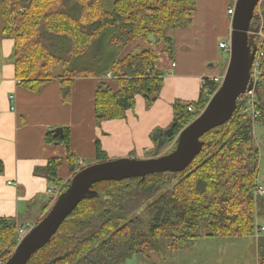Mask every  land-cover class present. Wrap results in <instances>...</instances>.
<instances>
[{"label": "trees", "instance_id": "1", "mask_svg": "<svg viewBox=\"0 0 264 264\" xmlns=\"http://www.w3.org/2000/svg\"><path fill=\"white\" fill-rule=\"evenodd\" d=\"M196 4L197 0H111L106 7L102 0H1L0 13L3 34L14 39L16 73L23 86L38 90L58 78L68 102L75 78L91 73L102 76L94 107L100 125L104 120L125 118L134 109L138 94L147 105L159 98L164 73L155 67L156 49L149 37L153 35V43L164 42L170 50L172 38L167 30L190 26ZM259 4L264 11V0ZM136 41L151 45L123 56L125 48ZM251 42L263 53L257 90L260 114L255 120L243 112L246 101L241 95L232 117L202 136L200 153L184 170L95 183L92 188L98 195L83 199L26 264H120L133 253L157 252L161 239H170L172 251L180 250L198 237L201 219H205L207 236H246L255 228L260 231L262 222L257 219L264 217V195L256 191L261 154L254 145V131L257 124L264 129V41H256L254 33ZM57 69L63 72L58 75ZM109 72L118 90L103 79ZM206 81L210 87L202 86L197 101L173 103V121L166 128L171 132L158 151L156 140L148 155L160 154L177 140L206 106L217 88L216 82ZM189 105L195 109L190 111ZM47 140L65 143L71 175L75 174L80 168L70 149V130L65 129L63 138L49 131ZM108 159L96 139V162ZM60 165V158L53 157L36 172L57 184L62 181ZM4 168L0 158V174ZM17 230L15 219L0 216V261L17 245ZM256 244L263 263L264 234Z\"/></svg>", "mask_w": 264, "mask_h": 264}, {"label": "crops", "instance_id": "2", "mask_svg": "<svg viewBox=\"0 0 264 264\" xmlns=\"http://www.w3.org/2000/svg\"><path fill=\"white\" fill-rule=\"evenodd\" d=\"M235 1L197 0L193 23L167 30L172 38L170 50L164 42L153 43V35L149 37L156 49L155 67L164 73L160 96L147 105L145 97L138 94L134 109L128 110L125 118L103 121L101 127L107 135L101 134L94 112L95 91L102 76L75 78L68 102L64 101L58 78L38 90L23 86L16 73L14 39L3 34L4 19L0 13V158L5 166L0 174V216L15 219L20 227L39 221L51 202L48 189L54 184L36 169L45 168L49 159L62 157L59 178L66 181L70 177L67 146L47 140L48 132L55 127H62L64 132L70 130V149L78 161L88 155L96 157L98 138L109 157L139 152V158H147L156 144L152 131L165 130L173 121V103L197 101L204 78L221 75L215 63L226 52L219 43L226 41L222 36L230 34L227 10ZM148 45L151 44L136 41L122 54ZM103 79L114 90L119 89L116 80ZM132 133L137 137L135 146L130 144Z\"/></svg>", "mask_w": 264, "mask_h": 264}, {"label": "water", "instance_id": "3", "mask_svg": "<svg viewBox=\"0 0 264 264\" xmlns=\"http://www.w3.org/2000/svg\"><path fill=\"white\" fill-rule=\"evenodd\" d=\"M259 2L260 0L235 1L231 21L230 59L223 82L203 110L180 131L174 150L147 158L121 157L82 167L73 174L69 186L61 192L47 214L32 226L17 243L12 255L2 264H26L36 251L50 242L63 221L83 199L98 195L92 188L95 183L145 178L149 174L166 171L179 172L190 165L204 145L202 136L226 123L236 110L238 98L253 87L251 68L257 48L251 39L259 28L253 29L250 24ZM249 31H252L250 36ZM260 82L257 81L256 86ZM51 132L54 137L64 136L62 127H55ZM170 132L171 128L155 131L154 139L159 140L157 151L165 144V138Z\"/></svg>", "mask_w": 264, "mask_h": 264}, {"label": "rangeland", "instance_id": "4", "mask_svg": "<svg viewBox=\"0 0 264 264\" xmlns=\"http://www.w3.org/2000/svg\"><path fill=\"white\" fill-rule=\"evenodd\" d=\"M102 1L104 2L106 7L110 6L111 0H102ZM234 5H235V2L230 3V8H234ZM227 13H228V10H227ZM233 14L231 15L228 13L230 17V21H229L230 24L232 21ZM258 24H260V26H257ZM250 25L253 29L259 28L258 32H255L256 41L263 42L264 41V11H263V6H261V4H259L258 8L256 9V18L253 21L254 26H252V24ZM229 29H230V34L227 36H222L221 39L226 40L227 43H230V50H228L227 48L226 49L223 48L226 52H222L221 60L215 63L216 66L219 65L220 67L219 71H221V75H220L221 77L219 76L221 80L220 82L216 81L217 88L223 82V78L226 73L227 66H228L229 59H230V51H231L230 39H231L232 25L231 27L229 26ZM251 34H252V31H249V36ZM62 72H63L62 69H57L55 73L59 75ZM91 76L95 77L94 73H91ZM107 77H111L110 72L107 74L106 78ZM217 77L218 76H214L212 78H204L202 86L210 87L211 83L208 84L206 79H209V81H213V79L215 80ZM211 96L212 95H210V97ZM192 107L194 110L195 109L194 106ZM102 123L103 122H101L99 125V129H101V134L107 135V133L103 130V127H101ZM103 131L105 133H103ZM155 131L153 130L151 133L152 138H154ZM263 135H264L263 127L257 124L255 126L254 145L260 149V154H261L260 162H259V172H258V177H257V183L259 186L258 190H260L261 185L262 187L264 186V138H263ZM130 144L131 146L137 145V137L134 133H132L130 136ZM176 144H177V140L175 139L173 142L163 147L159 153L166 154V152L169 153L173 151ZM116 149H121V148H116ZM122 150H126V149H122ZM116 153H120V152L116 151ZM127 154L128 152L124 153L123 155L119 157H125V156L126 157H129V156L140 157L139 152H137V154H134V155H131V153H129V155ZM149 156L150 155H148L147 157ZM119 157L110 156L108 160L113 159V158H119ZM83 158H85V160H82V161L77 160V166H79L78 168H82L92 162L93 163L96 162V157L92 155L84 156ZM60 160L62 162L63 160L62 157H60ZM72 176L73 175H70V177L66 181L62 180L60 183L54 184V186L57 185L58 187H61V192H63L69 186ZM44 202L45 201H42V204H44ZM51 206H52V203L50 202L43 216L47 214ZM200 221H201L200 227L196 231V234L198 235V237H196L190 244H187L184 247V249L172 251V248H170V241H168L170 239H161L160 248L157 252H152L150 254L133 253L129 255L120 264H264V262L262 263L258 259L257 246H256L257 245L256 239L259 237V235L264 234L263 231H258V229L255 228V231L253 234L246 235V236H226V237L210 236L208 237L205 234V230H204L205 219H201ZM257 221H260L262 222V224H264V217H261V219L258 218ZM19 228L20 226H18V230ZM24 228L28 229L29 231L31 227L29 224H26L24 225ZM19 241L20 239L18 238L17 243ZM15 248L16 246L10 249V252L6 254L7 257L5 256V258H3L5 259V261L8 259V257L12 255ZM2 261H0V264L5 262V261L3 262Z\"/></svg>", "mask_w": 264, "mask_h": 264}, {"label": "built area", "instance_id": "5", "mask_svg": "<svg viewBox=\"0 0 264 264\" xmlns=\"http://www.w3.org/2000/svg\"><path fill=\"white\" fill-rule=\"evenodd\" d=\"M234 10H235V7L229 8L228 13L232 15L234 13ZM219 45L221 48H225V49L227 48L228 50H230V43H227V41L220 42ZM262 54L263 53L261 51H256L255 59H254V62H253L252 68H251V77L253 78L254 84L250 90H247L243 94L245 96V101H246L243 112L246 113L248 116H250L254 120L260 114V112L258 110V103H257L258 86H256V82L261 79L260 77H261L262 72L260 71L259 67H260V58H261ZM173 65H175V63ZM220 77H217L215 80L213 79V81L220 82V80H221ZM13 98H14V96L11 95V100ZM189 110L193 111V107L191 105H189ZM254 135H255V131H254ZM48 194L51 197V203L53 205L55 203L56 199L61 194V187H58L57 185L50 187L48 189ZM258 194L264 195V188L263 187H260V190H258ZM33 225L30 224V227L32 228ZM260 231L264 232V224L261 225ZM27 232H28V229H25L24 225H22L18 230V238L21 240L22 237H24Z\"/></svg>", "mask_w": 264, "mask_h": 264}, {"label": "bare ground", "instance_id": "6", "mask_svg": "<svg viewBox=\"0 0 264 264\" xmlns=\"http://www.w3.org/2000/svg\"><path fill=\"white\" fill-rule=\"evenodd\" d=\"M81 169V168H80Z\"/></svg>", "mask_w": 264, "mask_h": 264}]
</instances>
